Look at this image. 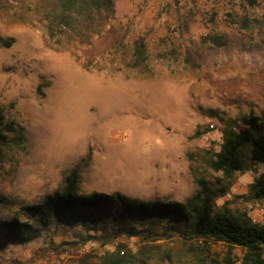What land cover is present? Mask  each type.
Segmentation results:
<instances>
[{
  "label": "rangeland",
  "instance_id": "374dc122",
  "mask_svg": "<svg viewBox=\"0 0 264 264\" xmlns=\"http://www.w3.org/2000/svg\"><path fill=\"white\" fill-rule=\"evenodd\" d=\"M36 3L0 0V110L24 129L0 126L1 220L63 191L77 169L79 196L186 203L204 183L225 191L216 210L264 225V200L248 198L264 167L231 179L210 167L235 123L264 117V0H116L91 46L64 38L63 51L51 49ZM210 35L226 46L203 43ZM138 40L147 61L133 69ZM76 225L10 245L0 264H103L107 253L125 264H223L228 251L164 227L129 238Z\"/></svg>",
  "mask_w": 264,
  "mask_h": 264
},
{
  "label": "trees",
  "instance_id": "16d2710c",
  "mask_svg": "<svg viewBox=\"0 0 264 264\" xmlns=\"http://www.w3.org/2000/svg\"><path fill=\"white\" fill-rule=\"evenodd\" d=\"M21 1V0H19ZM116 0H36V14L43 24L45 35L52 50L63 51L64 38L68 43L91 46L92 39L100 36L115 16ZM203 43L224 47L221 36H207ZM135 69L147 61L146 44L138 40L134 45ZM83 69L88 70L85 66ZM5 117L0 110V126ZM224 134L223 143L210 160V167L231 179L236 173L246 172L254 166L264 167V117L254 114L242 118L241 125ZM9 132L22 134L24 129L5 125ZM0 139L6 140L2 134ZM80 175L77 169L65 179V189L47 195L43 203L20 209L12 220L0 219V252L10 245H28L37 239L40 230L53 223H73L87 231L109 228L115 236L129 238L147 234L159 228L178 232L184 239L201 240L210 245L222 243L227 246L223 264H264V225L253 223L244 213L232 215L225 210H216L215 200L225 195L204 186L186 203L141 202L122 195L89 194L79 196ZM248 198L264 200V169L249 185ZM240 249V260L234 251ZM103 264H125L123 257L106 254Z\"/></svg>",
  "mask_w": 264,
  "mask_h": 264
}]
</instances>
